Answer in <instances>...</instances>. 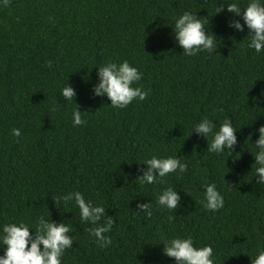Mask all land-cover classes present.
I'll return each mask as SVG.
<instances>
[{"label": "trees", "instance_id": "trees-1", "mask_svg": "<svg viewBox=\"0 0 264 264\" xmlns=\"http://www.w3.org/2000/svg\"><path fill=\"white\" fill-rule=\"evenodd\" d=\"M228 2L0 4V223L34 225L41 215L64 220L75 240L62 264H175L162 243L175 236L211 245L214 264H251L264 249V185L256 184L252 155L255 130L264 124V53L247 49L246 27H229L232 13H215ZM185 10L217 36V51L183 55L170 24ZM124 60L142 74L133 86L148 94L114 109L92 94V85L96 67ZM67 83L76 90L73 102L60 95ZM77 106L85 123L73 126ZM202 117L217 127L231 120L237 129L231 153H209L207 141L190 131ZM153 155L178 156L187 169L141 185L136 177L146 165L137 162ZM208 183L224 197L216 212L200 202ZM167 187L180 194L175 210L155 203ZM77 190L106 208L101 223L113 221L105 234L111 244L102 248L89 236L73 204L52 200ZM137 201H151L150 217L136 211Z\"/></svg>", "mask_w": 264, "mask_h": 264}, {"label": "clouds", "instance_id": "clouds-1", "mask_svg": "<svg viewBox=\"0 0 264 264\" xmlns=\"http://www.w3.org/2000/svg\"><path fill=\"white\" fill-rule=\"evenodd\" d=\"M8 0H0V4L6 6ZM226 9L233 14L229 21V27L236 31L247 28V49L255 53H264V0H245L243 6L239 0H231L218 7L215 13ZM196 13L185 10L181 14L172 17L171 31L173 40L182 49L185 56H195L201 52L212 54L218 49L217 36L205 28V22ZM239 17V19L235 18ZM241 20L243 23H241ZM243 46V45H242ZM97 82L92 85L94 96L106 97L108 103L114 109H123L133 100H144L147 91L142 86H133L141 80L142 74L127 60L108 62L96 67ZM60 95L66 102H73L76 90L67 83L60 89ZM55 111L56 108L51 109ZM85 121L81 117V111L76 109L72 112L73 126H80ZM236 128L231 120L225 118L217 127L207 117H202L191 126L198 136L207 141L209 153H231L237 144ZM189 131V132H190ZM257 139L253 142L256 184L264 185V124L256 130ZM11 134L14 137L21 135L18 128H13ZM189 134V133H188ZM252 133L249 134L251 137ZM210 137V139H209ZM146 167L139 169L141 185H152L160 182L161 178L170 173L182 174L187 169V164L178 156L157 157L155 155L145 158L140 162ZM258 174V176H257ZM179 192L167 187L155 198V203L162 208L175 210L180 202ZM53 202L65 205L73 204L79 210V219L82 224L87 223L89 236L100 247L112 243L111 237L105 235L111 231L113 221L102 219L107 216L103 204H94L86 200L80 191H69L59 197L52 198ZM201 204L204 209L216 212L224 207V197L218 191L215 183L204 185ZM136 211L143 212L147 216L152 215L151 201H137ZM30 229L32 230L30 232ZM69 224L64 220L59 222L41 215L36 218L34 225L24 221L0 223V264H62V257L67 249L73 247L75 236ZM163 243V253L175 260V264H214L213 247L203 245L197 247L191 236H175ZM251 258V264H264V249H257V253Z\"/></svg>", "mask_w": 264, "mask_h": 264}]
</instances>
